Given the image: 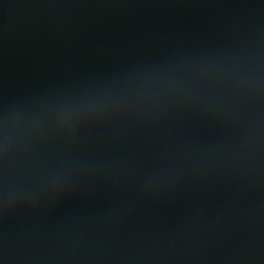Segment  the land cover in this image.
Masks as SVG:
<instances>
[{"label":"water","instance_id":"water-1","mask_svg":"<svg viewBox=\"0 0 264 264\" xmlns=\"http://www.w3.org/2000/svg\"><path fill=\"white\" fill-rule=\"evenodd\" d=\"M264 0H0V264H261Z\"/></svg>","mask_w":264,"mask_h":264},{"label":"clouds","instance_id":"clouds-1","mask_svg":"<svg viewBox=\"0 0 264 264\" xmlns=\"http://www.w3.org/2000/svg\"><path fill=\"white\" fill-rule=\"evenodd\" d=\"M261 259V264H264V258H260Z\"/></svg>","mask_w":264,"mask_h":264}]
</instances>
